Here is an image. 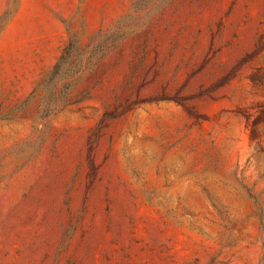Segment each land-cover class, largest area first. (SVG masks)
Listing matches in <instances>:
<instances>
[{
    "label": "rangeland",
    "instance_id": "obj_1",
    "mask_svg": "<svg viewBox=\"0 0 264 264\" xmlns=\"http://www.w3.org/2000/svg\"><path fill=\"white\" fill-rule=\"evenodd\" d=\"M0 264H264V0H0Z\"/></svg>",
    "mask_w": 264,
    "mask_h": 264
}]
</instances>
